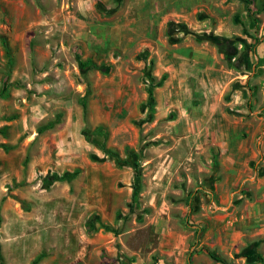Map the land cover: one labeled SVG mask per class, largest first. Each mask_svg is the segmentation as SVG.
<instances>
[{"label":"rangeland","instance_id":"374dc122","mask_svg":"<svg viewBox=\"0 0 264 264\" xmlns=\"http://www.w3.org/2000/svg\"><path fill=\"white\" fill-rule=\"evenodd\" d=\"M0 218V264L264 256V0H0Z\"/></svg>","mask_w":264,"mask_h":264},{"label":"trees","instance_id":"16d2710c","mask_svg":"<svg viewBox=\"0 0 264 264\" xmlns=\"http://www.w3.org/2000/svg\"><path fill=\"white\" fill-rule=\"evenodd\" d=\"M197 41L201 42L202 41V37L197 36L196 37ZM208 40L214 41L218 47L220 48L221 52L224 53L227 56H233L235 54L236 49H234V47L231 46V44L229 42H231L229 39H221L219 37H209L207 38ZM232 50V52H230L229 50ZM80 69L83 73H86L88 70H101L104 73H108L111 71V66H107V65H103V66H98L96 64H94L91 61H87L86 63H79ZM166 79V76H163L162 79L157 82V83H151V87L148 90V102L149 104H153L154 103V92H153V88L155 87H161L164 83ZM82 105L84 106V108L86 109V102L83 100L82 101ZM95 136H105L106 137V131L105 129L99 128L94 132ZM91 134H88V138H90ZM103 150L107 153V154H111L112 156L117 157L118 155L109 150L106 149L103 146ZM135 162V160H134ZM134 168H135V173H136V181H135V185H134V192H133V196L136 198L138 196V194L140 193V170L138 167L137 163H134ZM78 171L70 173L67 172L64 175H54V177H51L49 179L46 180V184L47 185H52L54 182H59V181H71L72 179H74L77 175H78ZM0 222H1V218H0ZM200 251L205 252L212 260H214L215 262H219L221 264H227V260L222 257L218 252L208 248V247H202L200 249ZM237 258H246L247 263L248 264H264V256L259 253L256 249V246L251 245L250 247H248L246 250H244V252L241 254L240 257ZM127 259L125 257H123V259H120L121 264H127Z\"/></svg>","mask_w":264,"mask_h":264}]
</instances>
